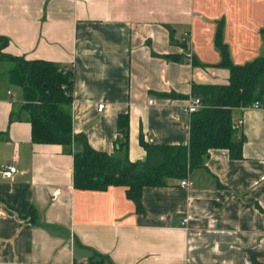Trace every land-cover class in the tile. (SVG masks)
Wrapping results in <instances>:
<instances>
[{
	"label": "crops",
	"instance_id": "crops-1",
	"mask_svg": "<svg viewBox=\"0 0 264 264\" xmlns=\"http://www.w3.org/2000/svg\"><path fill=\"white\" fill-rule=\"evenodd\" d=\"M218 27L233 63L264 56V0H0L3 51L72 70V132L95 150L113 152L128 113L131 161L146 156L140 133L151 144L187 141L192 83L228 82ZM13 66L0 60V169L16 168L0 172V264H107L89 262L77 242L114 264H264V108L232 110L241 158L210 149L187 186L144 187L137 213L121 186L75 188L65 146L31 140ZM31 207L34 221L23 217Z\"/></svg>",
	"mask_w": 264,
	"mask_h": 264
},
{
	"label": "trees",
	"instance_id": "trees-1",
	"mask_svg": "<svg viewBox=\"0 0 264 264\" xmlns=\"http://www.w3.org/2000/svg\"><path fill=\"white\" fill-rule=\"evenodd\" d=\"M8 44L9 39L0 35V60L14 63L8 71V78L11 84L22 90V111L31 125V140L65 146L73 157L72 181L75 188L104 190L109 186H121L133 201L137 213H144V187L166 186L170 179L180 181L186 178L192 170L204 166L210 149L224 148L230 158H241L245 137L242 132L238 139L234 137L238 126L233 121L232 110L247 108L253 103L264 108V56L243 64L233 63L218 27L215 32V44L221 55L218 65L229 70L228 82L192 83L191 96L198 97L201 104L190 113L187 141L175 145L151 144L140 133L139 144L146 156L143 160L131 161L127 156L128 113L117 117L113 152L93 149L83 133L72 132L69 111L72 70L52 61L8 54L3 51ZM14 116L12 112L10 120ZM75 139L82 144L79 151L73 152L71 146ZM35 216L36 210L31 207L23 217L34 221ZM76 244L88 251L89 262L114 264L108 256L79 242Z\"/></svg>",
	"mask_w": 264,
	"mask_h": 264
},
{
	"label": "built area",
	"instance_id": "built-area-1",
	"mask_svg": "<svg viewBox=\"0 0 264 264\" xmlns=\"http://www.w3.org/2000/svg\"><path fill=\"white\" fill-rule=\"evenodd\" d=\"M189 37H190L189 32L188 31H185L183 33V36H182V41L187 43L188 40H189ZM149 102L152 103V100H150ZM200 104H201V102H200L199 98L192 96V97L189 98V100L184 105L183 110L186 113L190 114V113L194 112L195 110H197L200 107ZM250 107L251 108H258V104L257 103H253ZM102 108H103V104L102 103H100V104L97 105V110L100 111ZM15 171H16L15 166L14 165H11V164L10 165H7V166H4V167H2L0 169L1 174L5 178L11 177L12 174ZM179 183H180L181 186H187L188 185V181L185 178L184 179H181L179 181ZM186 220L187 219H184V222H186Z\"/></svg>",
	"mask_w": 264,
	"mask_h": 264
}]
</instances>
